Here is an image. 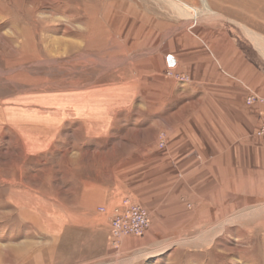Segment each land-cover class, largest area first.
<instances>
[{
	"label": "rangeland",
	"instance_id": "1",
	"mask_svg": "<svg viewBox=\"0 0 264 264\" xmlns=\"http://www.w3.org/2000/svg\"><path fill=\"white\" fill-rule=\"evenodd\" d=\"M98 23L107 33L101 47L95 40L102 35L89 32ZM233 52L264 73V0H0V105L25 110L33 95L52 101L58 93L112 88L105 134L89 138L72 117L57 125L62 111L52 104L45 110L55 123L49 132L53 141L111 143L106 170L115 202L97 211L109 215L129 198L163 218L146 240L124 249V238L137 237L126 235L91 264H264V194L226 192L219 166L232 163L217 160L235 154L242 164L264 163V146H253L264 140L255 134L260 107L255 112L258 102H246L262 95L240 79H222L218 66ZM17 136L7 124L0 131V264H21L24 253L51 242L20 219L14 191L56 198L58 184L73 179L62 178L72 163L56 149L24 159L7 144L23 141ZM143 148L156 153L154 162L134 160ZM93 162L74 168L89 171Z\"/></svg>",
	"mask_w": 264,
	"mask_h": 264
},
{
	"label": "crops",
	"instance_id": "2",
	"mask_svg": "<svg viewBox=\"0 0 264 264\" xmlns=\"http://www.w3.org/2000/svg\"><path fill=\"white\" fill-rule=\"evenodd\" d=\"M89 32L92 34L90 38H95L96 35L93 32L102 35L98 36L101 40L100 43L95 40L96 47L106 44V29L100 23L95 28L94 25H90ZM103 32H105V37ZM93 43V41H89L90 47L94 45ZM232 58L233 60L228 64H225L223 57L219 59L221 64L218 60L220 71L225 74L222 77L218 73V77H222L226 81L230 77L240 79L264 96V73L257 71L248 62L242 63L243 58L239 53L233 52ZM175 62L176 60L168 57L167 63L169 65L174 66ZM114 94L112 88L107 87L99 92L93 90L74 91L70 94L58 93L55 94L56 97L52 98V101L48 100L47 93L40 96L33 95L24 101L32 108L22 110L17 107L16 102L14 103L16 108L10 112H6V109L0 105V131L7 124L16 136L19 133L23 141H7V144L19 147V154L23 155L24 159L48 155L53 152V149H56L61 159L68 163L71 162L73 168L72 171L69 170L61 174L62 178L71 175L73 179H64L62 184H58L56 198L53 192L50 193L49 191H44V197L34 193L32 194L33 197L28 196L22 190L14 191L16 195L13 200L17 210H19L20 219L38 227L44 235L43 237L51 240L50 243L40 249L39 253H35L36 255L32 254V251H25L21 264H91L93 261L100 260L110 254L109 215L105 213L106 211L99 212L96 209L105 205L108 210L110 205L115 202L113 200L112 169H110V173L106 170V162L112 161L113 149L107 148V146L111 147V143L109 141H53L54 138L49 131L54 129L53 124L55 123H51L45 110L52 104L57 110L62 111L58 115L57 125L71 117L79 120L86 134L91 138L108 131L113 113ZM123 101L125 102L121 98L122 103ZM259 107L261 110V105L255 103L253 110L257 112ZM233 141L235 140L233 139ZM253 142V146L257 147L256 142H261L259 145L264 146L262 139H255ZM143 145L145 144L143 143ZM97 147L99 149L104 147L102 153ZM146 152L143 148L134 160L142 162H152L153 160L154 162L156 153L148 155ZM228 158L230 156L218 155L217 157L220 162L232 163V165L227 166L222 163V166H219L222 168L224 180L225 175L227 176L226 181L223 182L224 185H227L226 192L264 194V163L254 161L242 164L241 162L246 161H241L240 157L235 154L232 155V160H228ZM98 159L105 163L103 169L96 164ZM82 160L94 161L95 168L92 166L89 171L74 168L78 164L76 162H82ZM230 172L233 173L231 177L229 176ZM143 207L148 211L149 226L141 237L124 238L121 245L124 249H128L131 244L146 240L152 225L159 224L163 219L158 217L156 212L150 211L148 206ZM44 254H49V258L41 261L40 258ZM37 258L38 261H36Z\"/></svg>",
	"mask_w": 264,
	"mask_h": 264
},
{
	"label": "built area",
	"instance_id": "3",
	"mask_svg": "<svg viewBox=\"0 0 264 264\" xmlns=\"http://www.w3.org/2000/svg\"><path fill=\"white\" fill-rule=\"evenodd\" d=\"M246 102L251 104L258 102L261 105L259 125L255 131L258 136H264V96L249 94ZM105 211V207H100ZM149 226L148 211L129 198H123L109 213V239L115 247H119L121 238L126 235L141 236Z\"/></svg>",
	"mask_w": 264,
	"mask_h": 264
},
{
	"label": "bare ground",
	"instance_id": "4",
	"mask_svg": "<svg viewBox=\"0 0 264 264\" xmlns=\"http://www.w3.org/2000/svg\"><path fill=\"white\" fill-rule=\"evenodd\" d=\"M204 2H205V1H204ZM179 7H180V6H179ZM203 7H204V6H203ZM205 7H206V6H205ZM205 7H204V8H205ZM183 9H184V8H181V10H183ZM187 10H188V9H187ZM186 12H187V11H186ZM190 12H191V13H190ZM189 13L192 14V17H194V16H196V14H197L198 12H197L196 9H193V8H192V9L189 10ZM186 15H188V14H186ZM252 36L254 37V40L256 41V43L259 44V42H258V40H259L258 38H259V37H257V35H255V34H252Z\"/></svg>",
	"mask_w": 264,
	"mask_h": 264
}]
</instances>
